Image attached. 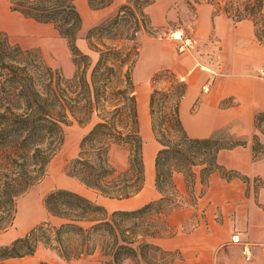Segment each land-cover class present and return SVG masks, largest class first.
Listing matches in <instances>:
<instances>
[{"label": "trees", "instance_id": "1", "mask_svg": "<svg viewBox=\"0 0 264 264\" xmlns=\"http://www.w3.org/2000/svg\"><path fill=\"white\" fill-rule=\"evenodd\" d=\"M76 1H10L12 11L38 23L52 24L66 39L75 66L72 77L49 65L38 48H25L0 29V232L13 226L18 199L46 175L65 142V127L74 120L89 125V130L82 137L77 155L66 166L69 176L113 199L131 198L146 183L133 77L140 47L131 43H136L143 32L156 30L147 12L155 0H125L116 15L89 28L85 36ZM115 2L88 0L94 10ZM219 7L236 22L251 19L257 38L264 43V0H225ZM81 38L87 41L90 52L79 47ZM161 75L172 81L169 88L155 87L150 95L152 130L160 144L155 158V186L161 196L135 210L109 213L104 205L79 192L54 189L46 194L44 205L61 223L43 221L25 235L0 244V264L32 256L40 244L71 261L93 254L99 238L104 236L107 254L112 256L106 264H123L126 259L154 264L148 253L159 252L163 258L172 254L153 241L174 234L168 228L169 214L197 204L196 179L200 177L206 185L214 172L227 179L240 176L217 158L222 149L245 142L222 130L209 137H191L180 118L186 85L169 70L161 71ZM262 122L264 113L259 112L256 124L261 126ZM114 149L127 153L125 167L112 161ZM177 173L184 175L186 195L177 188ZM150 217L152 221L146 223ZM131 219L145 227L131 229L127 226Z\"/></svg>", "mask_w": 264, "mask_h": 264}, {"label": "crops", "instance_id": "2", "mask_svg": "<svg viewBox=\"0 0 264 264\" xmlns=\"http://www.w3.org/2000/svg\"><path fill=\"white\" fill-rule=\"evenodd\" d=\"M219 1L223 6L225 0ZM178 4L183 12L185 9L190 12L188 25L202 41L195 50L180 53L169 42L150 45V51L144 55L141 48L133 72L136 95L137 81L146 80L158 66L170 62L169 71L186 85L180 100V118L187 133L204 138L222 130L245 143L222 149L217 158L221 165L240 176L227 179L214 172L206 185L198 177L194 185L197 204L172 211L167 223L174 234L153 241L172 253L162 259L167 264H264V122L261 126L256 124V115L264 113V75L260 73L264 68V43L257 38L251 19L236 22L223 7L206 0H155L147 8L152 25L156 28L180 18L173 8L179 10ZM204 86L209 91L205 92ZM142 91L147 94L148 105L149 91L147 88ZM149 114L150 97L148 119ZM150 144L148 147L144 143L143 150L150 151L154 164H149L152 171L149 175L145 152L147 180L142 191L126 199L103 196L107 206L116 210L136 208L161 196L156 186L150 187L149 192L146 188L148 183L154 185L151 177L160 148L157 140ZM174 179L180 193L186 195L184 175L177 173ZM234 236L239 240H234ZM245 244L251 247V259L245 256ZM71 261L103 264L95 255ZM123 264L135 262L126 259Z\"/></svg>", "mask_w": 264, "mask_h": 264}, {"label": "rangeland", "instance_id": "3", "mask_svg": "<svg viewBox=\"0 0 264 264\" xmlns=\"http://www.w3.org/2000/svg\"><path fill=\"white\" fill-rule=\"evenodd\" d=\"M10 1L11 0H0V29L6 31L13 42L19 43L25 48H38L49 65L59 69L66 77H72L75 72V66L73 64L72 54L66 39L60 36L52 24L38 23L34 20L24 18L21 14L12 11L10 9ZM124 1L125 0H116V2L111 6L94 10L89 6L88 0H77L76 5L83 18L82 35L85 36L87 30L92 26L106 22L116 15L120 4ZM178 7L179 10H177V7L175 6L173 8L178 11L180 18L168 21L164 24H158L153 33L143 32L140 34L139 40H137L136 43L131 44L135 46L136 44L139 45L140 49H143V55L149 50L150 45L157 42L160 44H168V42L172 43V47L178 53L195 50L202 39H199L191 49L181 51V40L176 39L174 36V33L181 29L184 30L185 35L194 36L192 26L188 25V22L191 19L190 12L187 11V9H185L186 12H183L180 4H178ZM188 8H190V10L192 9L191 6ZM166 16L167 13L164 14V17ZM108 43L110 44L111 41ZM78 45L84 52H90L88 43L84 38L78 40ZM169 64L170 62L161 64L146 80H139L136 82L138 86V108L140 104V94H144L147 98V94L142 90L147 88L149 91L148 105L146 104V113L144 116L140 113L139 108L140 131L143 141L148 147L151 145V142L156 140L152 130L150 114L148 119L150 93L155 87L167 89L171 86V78L164 75H161L160 77L158 76V74L163 70H172ZM86 130H89V125L80 124L77 120H74L70 125L65 127V142L61 150L51 161L46 175L26 194L18 199V212L16 214L14 224L7 231L0 232V244H8L15 238L25 235L30 229L43 221L51 220L54 224L59 225L62 220L60 218L52 217L44 205V198L46 194L57 188H67L79 192L99 204L103 203L109 213L116 210L106 205V200L102 198V194L95 190L93 191L91 189H87L83 183L76 178L69 176L66 172L68 162L74 158L79 151V145L83 135L87 132ZM143 151L145 157L146 151ZM111 157L112 161L118 167H125L127 161V153L125 151L121 149H114ZM151 163L154 164V157L152 156H150L149 163L147 165V173L149 175L151 174L150 172H152L151 168H149V164ZM155 174L156 171L154 168V175L151 177V180L154 181V185L148 183V186L146 187L147 192H149L150 187L153 189L155 188ZM177 181H179V178H177ZM140 207L133 208L128 206L121 207L117 210H135ZM149 220L152 221V218H147L146 223H148ZM127 226L131 229L136 228L137 231L145 227L142 222L137 225V221L135 219L127 221ZM104 238L105 236L99 238L94 253L91 255H95L103 264H106L112 256L107 254L108 249L106 248V241H103ZM148 255H150L149 257L154 264H167V262L162 260L163 257L159 252L155 255L148 253ZM140 262L143 264L142 260ZM7 264H72V261H66L55 251L40 244L34 255L10 260Z\"/></svg>", "mask_w": 264, "mask_h": 264}, {"label": "built area", "instance_id": "4", "mask_svg": "<svg viewBox=\"0 0 264 264\" xmlns=\"http://www.w3.org/2000/svg\"><path fill=\"white\" fill-rule=\"evenodd\" d=\"M175 36V34H174ZM179 36L180 38H176V39H180L181 40V46H180V50L181 51H185V50H189L192 47H194V44L199 40V36H188L185 35V32L183 29L179 30ZM260 73L262 75H264V68L260 69ZM204 91H209V87L208 86H204L203 87ZM234 240L238 241L239 237L238 236H234ZM244 253L247 259H251L252 258V252H251V247L249 244H245L244 246Z\"/></svg>", "mask_w": 264, "mask_h": 264}, {"label": "bare ground", "instance_id": "5", "mask_svg": "<svg viewBox=\"0 0 264 264\" xmlns=\"http://www.w3.org/2000/svg\"><path fill=\"white\" fill-rule=\"evenodd\" d=\"M174 34H175V38H180L179 31H176ZM139 103H140L139 104L140 113L142 114V116H144L145 113H146V104H147V98H146V96L144 94H140ZM143 119H144V117H143ZM149 155H150V151H148L147 152V155H146L147 165H148L149 159H150V156Z\"/></svg>", "mask_w": 264, "mask_h": 264}]
</instances>
